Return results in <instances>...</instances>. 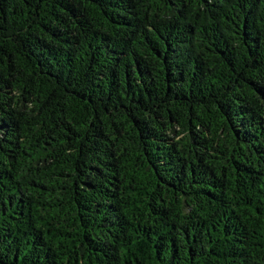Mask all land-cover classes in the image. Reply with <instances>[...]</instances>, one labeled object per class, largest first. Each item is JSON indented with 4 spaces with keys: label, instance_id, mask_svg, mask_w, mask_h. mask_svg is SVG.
Wrapping results in <instances>:
<instances>
[{
    "label": "trees",
    "instance_id": "1",
    "mask_svg": "<svg viewBox=\"0 0 264 264\" xmlns=\"http://www.w3.org/2000/svg\"><path fill=\"white\" fill-rule=\"evenodd\" d=\"M0 264H264V0H0Z\"/></svg>",
    "mask_w": 264,
    "mask_h": 264
}]
</instances>
